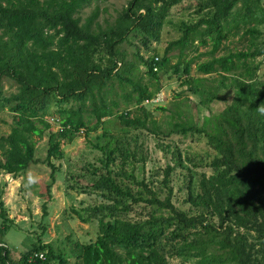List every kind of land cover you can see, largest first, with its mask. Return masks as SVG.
Wrapping results in <instances>:
<instances>
[{
    "label": "trees",
    "instance_id": "obj_1",
    "mask_svg": "<svg viewBox=\"0 0 264 264\" xmlns=\"http://www.w3.org/2000/svg\"><path fill=\"white\" fill-rule=\"evenodd\" d=\"M91 1L0 0V114L8 112L12 118L10 132L0 136V174L18 178L38 163L33 137L47 131L44 164L51 169L50 190L59 172L53 162L64 158V143L96 130L112 116L124 132L199 135L210 149L205 158L187 152L182 156L174 145L163 147L175 155L180 171L181 207L172 202L170 187L159 199L144 180L138 183L149 197L120 183L114 173L116 160H135V153L130 152L129 138L105 131L106 142L100 147L105 160L80 177L86 189L106 202L90 209L98 234L94 241L73 245L75 264H169V257L196 259L197 264H264V113L259 111L264 108V84L258 75L261 63L255 62L264 56V38L254 26L248 27L243 32L249 35L246 50L216 56L223 41L238 34L240 23L264 22L261 0H200L198 19L180 25L181 36L168 44L164 55L145 59L134 54L149 82L166 73L197 100L196 120L188 118L167 132L149 126L155 121L145 103L155 92L137 76L138 67L128 61L121 45L131 32L141 35L146 48L158 42L171 8L182 0H130L105 27L97 21V7L81 21L79 12ZM208 45L203 53L208 59L197 63L192 74L187 51ZM176 49L178 60L170 65L167 53ZM4 78L17 86L15 92L5 94ZM114 83L125 90L124 109L116 115L111 107L117 109L118 101H105ZM96 94L104 100L101 108L90 102ZM220 101L226 106L212 112L211 105ZM177 105L182 112L188 107ZM204 110L210 115L201 116ZM53 112L56 131L46 120ZM85 115L95 119L93 126ZM202 164L211 174L197 173ZM173 171L174 166H166V186ZM1 185L0 264H69L63 250L39 238L12 261L5 241L11 221L1 201ZM139 205L148 208L147 215L133 220L131 210Z\"/></svg>",
    "mask_w": 264,
    "mask_h": 264
},
{
    "label": "rangeland",
    "instance_id": "obj_2",
    "mask_svg": "<svg viewBox=\"0 0 264 264\" xmlns=\"http://www.w3.org/2000/svg\"><path fill=\"white\" fill-rule=\"evenodd\" d=\"M128 1L130 0H92L88 6L81 9L79 16L83 22L97 7L99 10L97 21L105 27L108 23L113 22ZM199 2L200 0H182L178 5L172 7L161 31L160 40L152 42L149 48L142 45L141 35L136 32H131L121 45L127 52L128 61H132L138 67L139 74L137 76L142 77L143 83H148L150 90L155 92L154 97L145 103L146 108L151 113V118L155 121V125L150 122L148 124L150 127L158 125L162 132H167L170 128H178L177 124L188 118L196 120L197 105L195 106V103L197 100L187 92L186 86H180L179 81L170 79L166 73L159 72V79L149 82L134 54L138 53L145 59L154 54L159 57L164 55L168 44L181 36L180 25L198 19L195 12L199 9ZM261 5L264 8V0H261ZM253 26L261 32L260 37L264 38V22L262 24L256 22L240 23L238 34L229 36L227 40L223 41L216 56L229 51L246 50L249 45V35H244L243 32L244 29ZM209 49L210 46L208 45L198 46L197 51H187L185 58L193 59L192 74H195L194 70L197 63L208 59L203 53ZM178 54V49L167 53V57L170 58V65L177 62ZM255 62L261 63L258 75L264 84V56L257 57ZM2 84L6 95L17 90V86L9 79L4 78ZM126 90L129 91L128 88ZM123 91L125 90L114 83L113 89L107 92L105 100L107 104L113 100L118 101L119 104L117 109L109 105L114 115L124 109V100L121 96ZM91 98L92 107L101 108L103 98L99 94ZM179 102L188 105L186 111H181L182 108L180 109L177 105ZM226 104L224 101L213 103L211 105L212 112L222 110ZM202 115H210V111L204 110ZM55 116V113L46 116L52 131L58 129L57 123L55 124L52 119ZM85 119H89V126L95 124L94 118L85 115ZM11 123L12 118L8 112L0 114V136L10 132ZM105 131L116 136L129 138L130 152L135 153V160L130 157L124 162H122L123 160H116L114 173L120 183L129 186L135 194L141 193L143 197H149L146 190L138 183L144 180L148 188L159 199H164L167 196L170 187L174 193L172 198L174 205L185 207L182 205L184 195L178 192L182 178L179 169L175 167V155L163 147L174 145L180 149L182 156H184L183 152H187L196 159H199V156L205 158L206 152H209L210 149L201 136L196 134L155 136L154 133L141 129H128L124 132L114 116L105 118L104 123L99 125L96 130L88 131V133L83 132L70 143H64L62 146L64 158L53 162L59 172L55 173V182L48 190L47 186L51 183V169L44 164L48 140L47 131H44L45 133L41 137H33L38 163L31 165L18 178L9 174H0V183L4 184L1 185V201L6 210V216L11 221L5 235V241L13 262H17L20 255L29 250L34 243H37L39 238L43 244L51 243L54 249L63 250L69 259V264H75V259L72 256L73 245L75 243H88L96 239L98 234L97 218L91 215L90 209L106 201L97 193L85 188L87 182L80 177V174H83L86 169L101 167L105 160L103 151L100 150V147H103L106 142L104 139ZM167 165L174 166V171L168 178L169 182L166 186L163 180ZM196 171L197 173L211 174V169L204 164ZM30 173L39 177L38 183L31 186L28 185L27 179ZM143 207V205L134 206L130 217L133 220L145 219L148 208L145 211ZM168 260L169 264H197L196 259L183 262L181 258L169 257Z\"/></svg>",
    "mask_w": 264,
    "mask_h": 264
},
{
    "label": "clouds",
    "instance_id": "obj_3",
    "mask_svg": "<svg viewBox=\"0 0 264 264\" xmlns=\"http://www.w3.org/2000/svg\"><path fill=\"white\" fill-rule=\"evenodd\" d=\"M259 111L261 112V113H264V108H259ZM28 185H35L36 183H38V180H39V177L38 176H36V175H34V174H29L28 175Z\"/></svg>",
    "mask_w": 264,
    "mask_h": 264
},
{
    "label": "built area",
    "instance_id": "obj_4",
    "mask_svg": "<svg viewBox=\"0 0 264 264\" xmlns=\"http://www.w3.org/2000/svg\"><path fill=\"white\" fill-rule=\"evenodd\" d=\"M155 60H157V58H155ZM156 70H157V69L154 68V71H156ZM38 257H39L40 259H44L43 254H39Z\"/></svg>",
    "mask_w": 264,
    "mask_h": 264
}]
</instances>
